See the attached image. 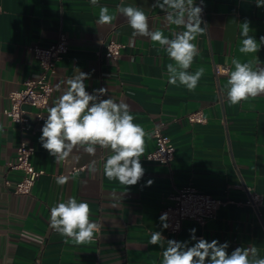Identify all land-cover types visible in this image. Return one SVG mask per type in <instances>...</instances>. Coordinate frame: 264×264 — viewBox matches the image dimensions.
I'll use <instances>...</instances> for the list:
<instances>
[{"label": "crops", "instance_id": "crops-1", "mask_svg": "<svg viewBox=\"0 0 264 264\" xmlns=\"http://www.w3.org/2000/svg\"><path fill=\"white\" fill-rule=\"evenodd\" d=\"M155 2L99 0L93 6L90 0H0V264H160L168 239L195 243L189 231L193 228L197 240L227 242L229 254L237 247H255L254 258L264 259V94L230 104L228 76L216 75L221 65L234 70L233 58L264 66V45L256 53L239 51L245 20L258 44L264 37V7H257L256 0H203L206 31L194 41L199 55L188 71L203 68L204 75L189 91L179 82L168 83L167 65L174 61L166 51L147 37H134L126 18L116 12L121 3L139 7L149 18L150 30L174 38L183 28L169 25ZM194 3L201 5V0ZM100 5L114 16L111 24L97 23ZM61 33L69 50L52 80L46 119L47 109L67 87L66 80L79 71L88 73L86 91L106 88L103 98L127 103L134 123L147 134L141 157L146 171L134 186L105 177L103 164L110 150L97 145L96 155L90 156L79 147L57 162L40 143L45 121L31 132H21L3 113L9 107L8 94L39 72L38 61L26 46L48 47ZM110 40L125 46L116 60L104 56ZM194 112H201L205 121L191 123L188 116ZM157 126L175 148L167 166L145 160L155 149L152 130ZM21 141L35 147L32 163L44 171L31 195L15 194L4 184L6 180L14 184L21 176L8 168ZM92 160L97 162L95 173L87 170ZM59 176H69V182L58 185ZM148 180L153 181L150 186ZM187 186L228 203L214 220L205 224L186 220L173 235L162 226L160 210ZM250 193L262 196L258 213L245 203ZM70 197L87 201L90 220L100 225L91 243L66 241L50 226V209ZM157 231L164 248L149 244L151 233Z\"/></svg>", "mask_w": 264, "mask_h": 264}, {"label": "clouds", "instance_id": "clouds-1", "mask_svg": "<svg viewBox=\"0 0 264 264\" xmlns=\"http://www.w3.org/2000/svg\"><path fill=\"white\" fill-rule=\"evenodd\" d=\"M91 5L98 6L99 0H90ZM203 0L196 5L194 0H156L154 6L166 14L164 20L169 25L182 27L183 30L174 33L169 38L160 30H150L149 18L145 11L123 3L116 6V12L125 17L133 30L132 35L147 37L154 44L163 48L168 57L174 61L167 65L168 83L185 86L189 91L195 90L204 75V69L199 68L195 73L188 70L199 49L194 42L199 35L206 31L202 26ZM257 7H264V0H256ZM114 16L105 5L99 6L97 23L109 25ZM240 35L243 37L239 48L241 53H256L264 45V37L260 44L250 35V22L245 20L241 25ZM231 70L227 79V100L236 105L249 98L264 94V66H253L252 62H241L233 58ZM89 74L79 71L73 78L66 80L67 87L62 95L47 109L40 136V143L57 162L66 160L74 149L83 147V151L95 156L97 145L100 149L110 150L103 164V173L109 180H116L125 186L136 185L145 175L141 157L145 151L146 132L144 128L134 123V116L125 102H117L112 97L103 98L106 88L94 89L90 94L86 91L85 81ZM86 145V147H84ZM89 173L97 171V162L92 160L87 165ZM69 176L56 178L58 185L69 182ZM148 180L146 186H150ZM90 205L87 201H77L68 198L50 209V226L62 237L72 240L77 245L91 243L100 225L90 220ZM167 213L160 217L164 228ZM192 246L188 242L174 239L167 240L164 248V238L160 232L151 233L149 244L164 248L160 264H264V259H255L258 250L255 247H237L229 254L227 242L220 243L213 239L211 242L204 238L197 240L196 229H190ZM250 254L253 257L250 259Z\"/></svg>", "mask_w": 264, "mask_h": 264}, {"label": "built area", "instance_id": "built-area-1", "mask_svg": "<svg viewBox=\"0 0 264 264\" xmlns=\"http://www.w3.org/2000/svg\"><path fill=\"white\" fill-rule=\"evenodd\" d=\"M124 48V45L110 40L106 45L104 56L116 60ZM25 49L38 61L39 72L24 80L19 89L8 94L9 107L5 108L3 113L10 122L18 126L21 132H31L34 126L46 120L44 111L54 92L52 80L57 73L59 62L68 53V39L64 33H61L57 41L48 47L35 44L26 46ZM230 71L229 65H221L216 69V75L229 76ZM188 120L191 123H203L205 118L201 112H194L188 116ZM152 136L156 146L152 152L146 155L145 160L161 165H170L174 160L175 153L171 140L162 133L160 126L152 130ZM34 154L35 147L21 141L17 148L16 160L8 164L10 170L18 171L21 175L14 184L9 180L4 183L6 187H12L15 194L31 195L37 180L44 174L43 170L34 167L32 163ZM227 203L228 201L216 199L192 186H187L172 195L171 203L160 210V215L167 213L168 232L177 235L186 220L205 224L214 220L218 210ZM245 203L258 213L262 205V196L250 193Z\"/></svg>", "mask_w": 264, "mask_h": 264}]
</instances>
